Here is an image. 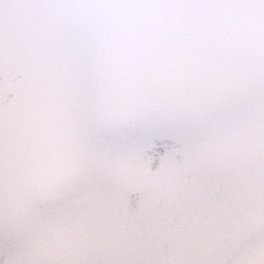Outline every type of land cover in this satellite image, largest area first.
Segmentation results:
<instances>
[{
  "label": "snow or ice",
  "instance_id": "obj_1",
  "mask_svg": "<svg viewBox=\"0 0 264 264\" xmlns=\"http://www.w3.org/2000/svg\"><path fill=\"white\" fill-rule=\"evenodd\" d=\"M0 264H264V0H0Z\"/></svg>",
  "mask_w": 264,
  "mask_h": 264
}]
</instances>
